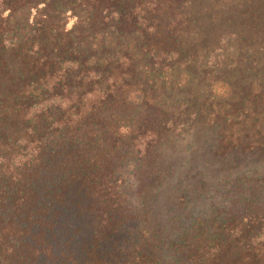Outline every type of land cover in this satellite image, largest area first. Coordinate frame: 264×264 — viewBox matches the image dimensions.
Wrapping results in <instances>:
<instances>
[{
    "label": "trees",
    "instance_id": "trees-1",
    "mask_svg": "<svg viewBox=\"0 0 264 264\" xmlns=\"http://www.w3.org/2000/svg\"><path fill=\"white\" fill-rule=\"evenodd\" d=\"M198 128L264 158V0H0V264H264L254 176L158 212Z\"/></svg>",
    "mask_w": 264,
    "mask_h": 264
},
{
    "label": "rangeland",
    "instance_id": "rangeland-1",
    "mask_svg": "<svg viewBox=\"0 0 264 264\" xmlns=\"http://www.w3.org/2000/svg\"><path fill=\"white\" fill-rule=\"evenodd\" d=\"M185 138L174 142L173 146L162 153L164 160L168 161L170 172H174V177L168 181V186L160 193L159 213H163L164 201L170 189L179 186L183 188L179 178L183 179L187 172L195 175L196 171H203L209 184L214 186L222 184L221 180L231 184V181L237 177L243 178L244 173H247L250 177L254 176L253 178L256 179L261 188L260 191L264 192V158L250 154V152H242L233 154L226 161L219 162L213 154L218 142L212 130L201 131L198 128L192 132L191 136ZM228 186L231 187V185ZM222 190L225 189L220 185L219 189L212 193V195L219 196L216 201L220 202L221 205L224 204L223 199L228 198L217 195L218 191ZM227 207H231L229 202H227Z\"/></svg>",
    "mask_w": 264,
    "mask_h": 264
}]
</instances>
